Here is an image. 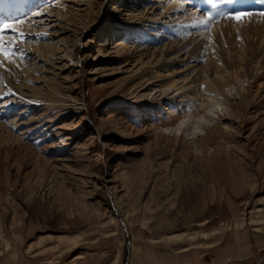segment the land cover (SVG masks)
I'll return each mask as SVG.
<instances>
[{
  "label": "rangeland",
  "instance_id": "rangeland-1",
  "mask_svg": "<svg viewBox=\"0 0 264 264\" xmlns=\"http://www.w3.org/2000/svg\"><path fill=\"white\" fill-rule=\"evenodd\" d=\"M175 1L196 16L140 30L169 55L131 42L139 0L0 10V264H264V64L231 30L263 20Z\"/></svg>",
  "mask_w": 264,
  "mask_h": 264
},
{
  "label": "bare ground",
  "instance_id": "bare-ground-1",
  "mask_svg": "<svg viewBox=\"0 0 264 264\" xmlns=\"http://www.w3.org/2000/svg\"><path fill=\"white\" fill-rule=\"evenodd\" d=\"M6 1H8V2L11 1L12 4L10 6H8V7L0 8V10H2L3 12H10L13 9V6H15L17 4V1L20 4L19 5L20 7H21V5H23L22 4L23 0H0V7L3 6V5L7 6V4H5ZM25 1L27 2L26 4L28 5L32 0H25ZM35 1L37 3L38 1H45V0H33V2H35ZM139 2H140V5L142 3L143 4L145 3L146 7H145L144 10H142L139 13V16L136 15V16L130 17L129 20L131 22L128 23V26H127L128 29L125 30L127 33L130 34L129 37L132 38V40H133L131 42H135V43L137 42V45H143L145 47L144 49H149V48L152 49V48H155L157 46V44H159V45L164 44L163 48L161 50L163 52H165L164 53L165 55H169V50H171V48H170V44L166 45V43H167V39L170 36V34L165 33L166 31L164 32V34L162 32L161 33L158 32V31L156 32V34H151V33H149V28H147L146 30L142 31L143 32V35H142V33L140 32L142 24L143 23L158 24L159 23V19H156V17L158 15L162 19H168L169 20L168 23H171V24H175L177 21L179 23H185V21H187V17L188 18L190 17L192 19L196 15H191L190 14V15L186 16L187 12H185V10H184L186 5L181 4L180 2H176L175 0H166V1L162 0V2H159V3H157L156 0H139ZM259 4H264V0H202V4H200L198 8L200 10H206V11L209 10V12L213 10L214 12H216L218 10H220V11L223 10L222 8L225 9V7H231L232 8V7H236V6H241L240 8H242V11L244 10L243 11L244 13L242 14L243 17L251 18V17H254L253 15L256 14L255 17H257L258 19L260 18L258 20L259 22H261L263 20L261 23L254 24V25L245 24L243 26L233 25L231 30L232 31L236 30V32L237 31L244 32V34L248 35L249 38H252L251 41L253 42L252 44L255 47L253 52H255V50L257 51V53L259 54L258 55L259 62L264 64V14H263L264 12L263 13L261 12L260 14H257L262 8L259 9L258 12L257 11L256 12H251V11H253L252 7H254L255 10H256L255 6L259 5ZM27 5H25V7H24L25 9H22V10H24V12L26 11V8L28 7ZM15 7H14V9H15ZM55 7H56L55 13L58 16L59 15V10L60 11L63 10V9L66 10L67 9L66 7H68V6H67V2H63V3H61V4H59V5L55 6ZM138 7H140V6H138ZM250 8H251V10H250ZM48 9H50V11H51V8H48ZM252 13H255V14H252ZM71 14L73 15V12ZM77 14H79V12H77ZM81 19H82V17H81ZM253 19H255V18H253ZM176 24H178V23H176ZM238 28H240V30ZM217 29H218V25H211L209 30H210V33H214L215 30H217ZM194 30H196V29H194ZM53 35L54 36H57V35L59 36V30L54 31ZM116 49L118 51L121 50V49L129 50V47L126 46L125 43H120V44H118L116 46ZM73 55L77 56V53H76L75 50H72V56ZM50 56L53 59H55V60H59V57H58L56 51L53 54H51ZM133 59H137L136 63H144V61H145V57L143 56V54H140L139 52L134 55ZM162 61H163V59L161 60V57H159L158 60H157L158 64L162 63ZM164 61H165V63L168 62L169 64H173V63L181 61V60H179L177 57H173V60L167 61L164 58ZM145 63H148V64L151 63V59L146 61ZM211 64H212V62H211ZM5 66H6V64L4 65V63L0 65V74H2V72H5L7 70V68ZM68 66H71V65L68 64ZM157 66H160V65H156V68H157ZM142 67H143V65H142ZM261 68H263V70H264V65ZM207 70H208V72H206L205 70L199 69L196 72L197 78L198 79H205V78L208 77L209 71L213 70V71H211V73L214 74V76L211 78V81H209L208 83H209V85H211L212 88H217V90H220L222 95H224V93L227 92L226 89H223V85H224V81H225L224 77L218 76V71H217L216 67H213V65L208 67ZM238 70H240V69H236L235 72H237ZM218 106H219V104H218ZM219 108H220V111H222V107H219ZM1 115H3V114H1ZM204 125H206V124H200V125L197 126L198 128H200L201 132L203 131ZM180 127L181 126H178V127L174 128V131H177L179 133L180 132ZM7 137H8V139H10L9 136H7ZM185 239H186V236H185Z\"/></svg>",
  "mask_w": 264,
  "mask_h": 264
},
{
  "label": "snow or ice",
  "instance_id": "snow-or-ice-1",
  "mask_svg": "<svg viewBox=\"0 0 264 264\" xmlns=\"http://www.w3.org/2000/svg\"><path fill=\"white\" fill-rule=\"evenodd\" d=\"M233 18L236 19V20L241 19V17L239 15H234ZM9 27H11V26L8 25V24L0 26V37H2L5 34L4 30L9 28ZM21 39L26 40L27 37L21 36ZM17 51H18V49L9 50V49L4 48L2 40H0V52H3L4 55H6V56L14 55ZM19 54H20L21 57H25L26 56V53H24V52H20Z\"/></svg>",
  "mask_w": 264,
  "mask_h": 264
}]
</instances>
